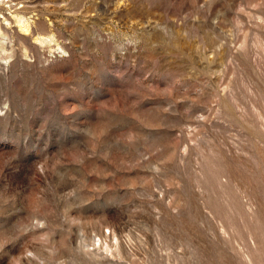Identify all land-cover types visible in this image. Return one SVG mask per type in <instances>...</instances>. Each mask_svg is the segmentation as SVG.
<instances>
[{
  "label": "rangeland",
  "instance_id": "rangeland-1",
  "mask_svg": "<svg viewBox=\"0 0 264 264\" xmlns=\"http://www.w3.org/2000/svg\"><path fill=\"white\" fill-rule=\"evenodd\" d=\"M0 264H264V0H0Z\"/></svg>",
  "mask_w": 264,
  "mask_h": 264
},
{
  "label": "bare ground",
  "instance_id": "bare-ground-1",
  "mask_svg": "<svg viewBox=\"0 0 264 264\" xmlns=\"http://www.w3.org/2000/svg\"><path fill=\"white\" fill-rule=\"evenodd\" d=\"M21 19H22V18H21ZM21 19H20V21H19V18H18V21L21 22ZM26 29H27V28H26Z\"/></svg>",
  "mask_w": 264,
  "mask_h": 264
}]
</instances>
